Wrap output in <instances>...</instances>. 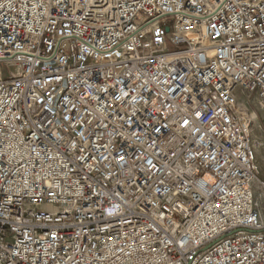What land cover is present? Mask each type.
I'll list each match as a JSON object with an SVG mask.
<instances>
[{"label":"built area","instance_id":"2783aa9c","mask_svg":"<svg viewBox=\"0 0 264 264\" xmlns=\"http://www.w3.org/2000/svg\"><path fill=\"white\" fill-rule=\"evenodd\" d=\"M264 0H0V264H264Z\"/></svg>","mask_w":264,"mask_h":264},{"label":"rangeland","instance_id":"374dc122","mask_svg":"<svg viewBox=\"0 0 264 264\" xmlns=\"http://www.w3.org/2000/svg\"><path fill=\"white\" fill-rule=\"evenodd\" d=\"M256 117L252 125L253 139L257 147L260 175L264 178V110L256 109Z\"/></svg>","mask_w":264,"mask_h":264}]
</instances>
